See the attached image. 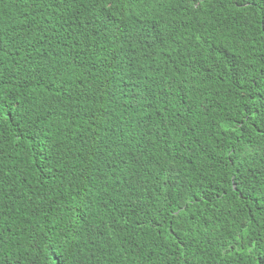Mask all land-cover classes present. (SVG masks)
Masks as SVG:
<instances>
[{"label":"trees","instance_id":"trees-1","mask_svg":"<svg viewBox=\"0 0 264 264\" xmlns=\"http://www.w3.org/2000/svg\"><path fill=\"white\" fill-rule=\"evenodd\" d=\"M0 264H264V0H0Z\"/></svg>","mask_w":264,"mask_h":264}]
</instances>
